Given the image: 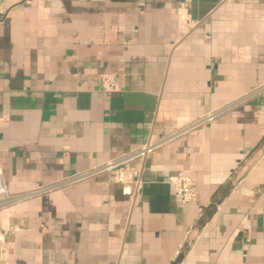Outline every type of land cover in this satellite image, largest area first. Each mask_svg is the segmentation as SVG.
I'll return each instance as SVG.
<instances>
[{
	"label": "crops",
	"instance_id": "1",
	"mask_svg": "<svg viewBox=\"0 0 264 264\" xmlns=\"http://www.w3.org/2000/svg\"><path fill=\"white\" fill-rule=\"evenodd\" d=\"M0 170V264H264V0H0Z\"/></svg>",
	"mask_w": 264,
	"mask_h": 264
},
{
	"label": "built area",
	"instance_id": "2",
	"mask_svg": "<svg viewBox=\"0 0 264 264\" xmlns=\"http://www.w3.org/2000/svg\"><path fill=\"white\" fill-rule=\"evenodd\" d=\"M100 84L101 89L108 95L118 93L121 91L120 84L116 75L110 73H103L100 75ZM153 149V145L146 144L137 149L132 150L129 154L124 156L120 160L108 162L102 166H99L85 174L79 176H73L67 181H74L80 178H85L92 176L96 173L105 170H114V180L123 185V188H126L130 182H132L131 172L124 167V164L132 159L137 157H143ZM56 185V184H55ZM53 185V187L55 186ZM173 185V195L176 202L179 204H188L193 202L197 196V189L191 179L185 175L176 177L172 181ZM52 187V186H51ZM49 187V188H51ZM22 198V196H10L8 194L2 171L0 170V210L13 201ZM4 239V233L0 226V242Z\"/></svg>",
	"mask_w": 264,
	"mask_h": 264
}]
</instances>
